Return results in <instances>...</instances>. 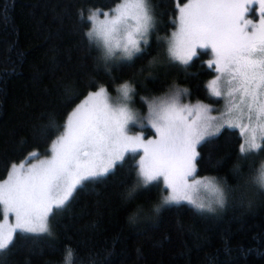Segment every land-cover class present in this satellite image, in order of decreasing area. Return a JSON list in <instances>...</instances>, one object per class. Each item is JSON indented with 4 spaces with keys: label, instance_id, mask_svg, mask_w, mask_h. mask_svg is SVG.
<instances>
[{
    "label": "trees",
    "instance_id": "trees-1",
    "mask_svg": "<svg viewBox=\"0 0 264 264\" xmlns=\"http://www.w3.org/2000/svg\"><path fill=\"white\" fill-rule=\"evenodd\" d=\"M120 2L0 0V181L12 164L32 160V152L50 155L67 116L100 86L115 94L130 83L134 104L144 111L141 97L152 101L174 89H185L191 102L219 103L208 90L216 75L207 67L210 52L188 65L167 54L178 20L174 0H149L157 36L144 50L126 62L104 61L85 36L88 10L110 11ZM53 119L57 130L50 128ZM242 142L238 130L226 128L198 147L197 177H215L233 190L222 212L181 204L157 213L165 191L160 183L137 188L129 199L137 168L129 155L113 174L85 182L54 222L49 218L51 237L17 233L0 264H64L67 248L80 264H264V190L247 182L264 150L241 160Z\"/></svg>",
    "mask_w": 264,
    "mask_h": 264
},
{
    "label": "snow or ice",
    "instance_id": "snow-or-ice-1",
    "mask_svg": "<svg viewBox=\"0 0 264 264\" xmlns=\"http://www.w3.org/2000/svg\"><path fill=\"white\" fill-rule=\"evenodd\" d=\"M174 3L179 26L168 40L167 54L171 60L188 65L210 50L215 59L209 60L207 67L218 75L208 87L213 97L226 101L225 109L217 117L208 115L212 109L207 105H182L179 97L186 90L176 89L171 96L150 102L141 97L149 107L146 120L141 121L129 107L135 93L130 83L114 89L118 100H111L103 86L90 92L67 116L63 131L51 143L50 158L38 159L28 167L27 161L12 164L7 178L0 182V257L10 251L17 233L51 237L49 218L54 222L74 193L87 187L85 182L113 174L126 154L143 151L129 199L137 188H147L162 177L170 192L154 206L155 212L182 202L212 212V203L206 204L198 196L201 188L215 194L214 203L220 208L233 190L215 177H196L197 146L210 142L221 128H235L243 141L239 159L251 160L264 150V0H187L182 6L180 0ZM254 5L259 7V23L246 18L249 13L255 15ZM88 13L91 29L85 36L90 45L103 51L105 62L117 52L130 60L142 51L141 42L147 46L148 34L155 28L149 0H121L111 15L91 9ZM79 15L81 20L85 18L83 11ZM121 34L122 43L118 38ZM129 125L150 126L156 139L129 134ZM50 128L57 130L54 119ZM38 155L32 152L29 159ZM234 171L240 173L238 165ZM247 182L264 190V161L252 167ZM141 212L143 208H138L137 213ZM9 215L14 217L11 224ZM130 219L135 222L137 216ZM74 258L80 264L77 254L67 248L64 264H72Z\"/></svg>",
    "mask_w": 264,
    "mask_h": 264
},
{
    "label": "rangeland",
    "instance_id": "rangeland-1",
    "mask_svg": "<svg viewBox=\"0 0 264 264\" xmlns=\"http://www.w3.org/2000/svg\"><path fill=\"white\" fill-rule=\"evenodd\" d=\"M121 3V2H120ZM181 6H182V4H181ZM254 7H255V15L254 14H252V13H249L248 14V16L246 17V18H249V19H253V22L254 23H259V19L257 18L258 17V15H259V7H258V5H254ZM93 11H95V10H93ZM100 12H108V13H110V15H111V13H112V10H110V11H101V10H99ZM100 19H104V17L103 16H101L100 17ZM155 20V19H154ZM129 23L131 24V23H133L132 21H129ZM178 20H177V27H176V29L173 31V32H175V31H177L178 30ZM172 32V33H173ZM157 36V23H156V21H155V28L154 29H152L150 32H149V34H148V43H147V46L149 45V43L151 42V40L154 38V37H156ZM120 40H121V43L123 42V34H121V36L120 37H118ZM169 39H171V36L166 40V43H167V41L169 40ZM147 46H145L144 44H143V42H141V48H142V50H144ZM200 50L198 49V52H199ZM208 52H210V54H211V57H210V60H214L215 59V57H214V54H212L211 53V51L210 50H208ZM102 53H103V51H102ZM136 54H138V53H136ZM136 54H134L133 55V57L136 55ZM132 57V58H133ZM131 58V59H132ZM130 59V60H131ZM126 61H128V59H125V58H122L121 57V55H120V53L119 52H117V54H116V56L115 57H113L111 60H108L106 63L107 64H111V63H115V62H126ZM179 62V61H178ZM218 74L216 73V75H215V77L217 76ZM215 77H213V79H215ZM213 79H211L210 81H209V83H208V85L210 84V82L213 80ZM175 90L176 89H174L173 91H170L168 94H166V95H164V96H162V97H160V98H167V97H169V96H171L174 92H175ZM185 90V89H184ZM208 90H209V93H210V95H211V90H210V88L208 87ZM109 93V92H108ZM88 96V95H87ZM109 96H110V98H111V100H118L119 99V94L116 92L115 94H111V93H109ZM211 97H213L212 95H211ZM215 100H218L219 101V103L218 104H207V103H202L201 102V104H204V105H207L209 108H211L212 109V111L210 112V113H208V115H210V116H217V117H219L220 116V114H221V112L225 109V106H226V101L223 99V98H216V97H213ZM86 99V98H85ZM111 100H110V102H111ZM134 95H132V100L130 101V103H129V107L132 109V111L136 114V116H137V118L139 119V120H141V121H145L146 120V118H147V116H148V113H149V107H148V104H147V107H146V110L144 111V110H141V109H139V108H137L136 106H135V104H134ZM83 102V101H82ZM81 102V103H82ZM150 102V101H149ZM179 103L180 104H189V105H195V104H197V103H200V102H191L190 100H189V98H188V92L186 91V93H182L181 95H180V97H179ZM192 117H189V119H191ZM224 129H226V128H221L220 130H219V132L217 133V135L221 132V131H223ZM231 129H235V128H231ZM236 130H238V129H236ZM239 131V130H238ZM240 133V132H239ZM129 134H131V135H142L143 137H144V139L145 140H148V139H156V135H155V131H154V129H151L150 128V126H145V127H143V128H141V127H133L132 125H129ZM200 145H198L197 146V152H198V147H199ZM129 155H133V156H136V162H137V165H138V163H139V159H140V157L143 155V151L142 150H140L139 152H137V153H130V154H126L125 155V158H127ZM51 157V151H50V155H48V156H45V157H40V158H32V160H26L27 162L25 163V167H28L29 166V164L30 163H37L38 162V159H49ZM124 158V159H125ZM124 161V160H123ZM122 161V162H123ZM24 162V161H23ZM122 162H119L118 164H120V163H122ZM196 163V162H195ZM20 164V163H19ZM117 164V165H118ZM18 165V164H17ZM116 165V166H117ZM196 172H197V166H196ZM196 177H197V174H196ZM197 178H200V177H197ZM190 180H191V178H189ZM5 180V179H4ZM4 180H2V181H0V182H3ZM218 181V180H217ZM155 183H160L161 185H162V187L164 188V193H163V196H162V199H161V201L163 200V197L164 196H166V195H168L169 194V192H170V189H167L166 187H165V184H164V181H163V178L161 177L159 180H157V181H154L152 184H155ZM151 185V184H150ZM198 196L200 197V199L204 202V203H206V204H208V203H212V206H213V208L215 209V211H212V212H209V211H203V212H208V213H220V212H222L223 211V209L225 208V206H226V203H225V205H224V207L223 208H220L218 205H216L215 203H214V200H215V194L214 193H212L210 190H207V189H203V188H201V190H200V192L198 193ZM181 204H185V205H188V206H191V205H189V204H187L186 202H182V203H180V204H173V205H168V206H175V205H181ZM168 206H163V207H168ZM191 207H193V206H191ZM194 208V207H193ZM194 209H196V208H194ZM196 210H198V209H196ZM198 211H200V210H198ZM0 222H3V219L2 220H0ZM14 222V217L12 216V215H9L8 216V223L9 224H11V223H13Z\"/></svg>",
    "mask_w": 264,
    "mask_h": 264
},
{
    "label": "bare ground",
    "instance_id": "bare-ground-1",
    "mask_svg": "<svg viewBox=\"0 0 264 264\" xmlns=\"http://www.w3.org/2000/svg\"><path fill=\"white\" fill-rule=\"evenodd\" d=\"M106 88V87H105Z\"/></svg>",
    "mask_w": 264,
    "mask_h": 264
}]
</instances>
